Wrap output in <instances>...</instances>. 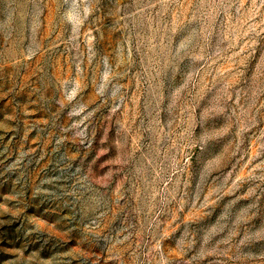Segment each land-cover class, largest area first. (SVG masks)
Returning <instances> with one entry per match:
<instances>
[{
  "label": "rangeland",
  "instance_id": "374dc122",
  "mask_svg": "<svg viewBox=\"0 0 264 264\" xmlns=\"http://www.w3.org/2000/svg\"><path fill=\"white\" fill-rule=\"evenodd\" d=\"M0 264H264V0H0Z\"/></svg>",
  "mask_w": 264,
  "mask_h": 264
}]
</instances>
